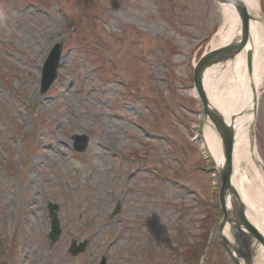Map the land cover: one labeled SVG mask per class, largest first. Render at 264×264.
<instances>
[{"label":"rangeland","instance_id":"374dc122","mask_svg":"<svg viewBox=\"0 0 264 264\" xmlns=\"http://www.w3.org/2000/svg\"><path fill=\"white\" fill-rule=\"evenodd\" d=\"M256 1L248 12L264 29V0ZM229 20L213 0H0V229L13 228L8 264H95L101 253L108 264H231L216 241L219 181L204 135L212 128L192 81L193 65L217 47L211 43L229 29ZM55 42L62 44L57 78L40 94L41 64ZM226 64L216 65L210 80ZM261 82L251 128L264 171V76ZM133 85L137 95H131ZM129 121L145 128L154 121L155 135L142 137ZM82 131L92 145L72 155L69 136ZM106 148L138 151L144 159L142 171L126 179L133 191L116 222L121 238L110 248L104 213L122 186ZM244 166L238 174L246 176ZM155 171H178L176 179L195 189L201 203L194 206L189 193L155 180ZM180 198L184 209L168 205ZM47 199L63 203L61 237L50 248ZM83 202L88 217L80 215ZM84 224L102 231L90 235L85 252L70 257L66 248ZM183 251L191 256L186 263ZM254 264H264L263 250Z\"/></svg>","mask_w":264,"mask_h":264},{"label":"bare ground","instance_id":"6f19581e","mask_svg":"<svg viewBox=\"0 0 264 264\" xmlns=\"http://www.w3.org/2000/svg\"><path fill=\"white\" fill-rule=\"evenodd\" d=\"M242 1L248 11L258 7L256 0ZM222 9L224 14L229 15V29L220 30L219 39L211 43L213 47L228 42L233 35L236 38L239 35L237 16L233 8L224 5ZM260 26L261 24L256 20L249 23V36L246 47H252L254 50L251 75H247L244 55L240 53L233 63L225 65L223 72L218 73L219 76L214 80H210L209 77L212 76L211 72H216L217 69L214 67L208 70L204 74V88L210 104L232 126L234 131L232 184L236 188L240 199L248 207V217L264 235V175L256 159L258 157L257 152L252 150L248 136V126L253 120L252 108L254 107L248 78L258 91L264 76V51L261 47L264 45V29ZM206 135L208 136V145L213 158L216 160L217 165L222 164L223 158L219 139L211 129L208 130ZM243 164H245V168H248L246 176L245 172L244 174H238V167Z\"/></svg>","mask_w":264,"mask_h":264},{"label":"water","instance_id":"95a60500","mask_svg":"<svg viewBox=\"0 0 264 264\" xmlns=\"http://www.w3.org/2000/svg\"><path fill=\"white\" fill-rule=\"evenodd\" d=\"M219 3L231 4L234 6L240 19V31L242 33L239 42H232L231 44L212 51L205 55L197 63L194 70V84L199 97L202 100L203 111L205 116L209 118L213 124L216 132L218 133L223 152V164L219 169L221 179V188L219 192V201L223 210V222L221 228L227 224L231 231L238 232L240 235L235 236V242L232 244L228 242L220 233L219 243L223 246L230 259L234 264H241L239 259H242V264H253L252 258L254 250L251 247L252 239L255 240L254 244H260L264 247V239L257 233V231L248 223L244 216V206L240 202L234 187L231 183V143H232V128L227 125L222 117L212 110L207 103L206 97L201 86L202 72L206 67L217 62H224L231 60L242 49L247 39V20L250 16L246 13L244 5L241 0H215ZM247 66L250 67V52H247ZM229 196V208L226 207V197Z\"/></svg>","mask_w":264,"mask_h":264}]
</instances>
